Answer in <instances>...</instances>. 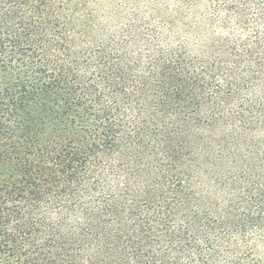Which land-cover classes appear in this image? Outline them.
<instances>
[{
  "label": "trees",
  "instance_id": "obj_1",
  "mask_svg": "<svg viewBox=\"0 0 264 264\" xmlns=\"http://www.w3.org/2000/svg\"><path fill=\"white\" fill-rule=\"evenodd\" d=\"M122 10L0 0V264H264V0Z\"/></svg>",
  "mask_w": 264,
  "mask_h": 264
},
{
  "label": "rangeland",
  "instance_id": "obj_2",
  "mask_svg": "<svg viewBox=\"0 0 264 264\" xmlns=\"http://www.w3.org/2000/svg\"><path fill=\"white\" fill-rule=\"evenodd\" d=\"M116 5L122 7V12L129 14L133 8H137L139 10H142L147 14L148 11V4L152 2V0H110ZM142 12V13H143Z\"/></svg>",
  "mask_w": 264,
  "mask_h": 264
}]
</instances>
